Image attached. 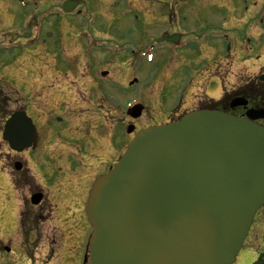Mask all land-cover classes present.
<instances>
[{"label":"rangeland","instance_id":"374dc122","mask_svg":"<svg viewBox=\"0 0 264 264\" xmlns=\"http://www.w3.org/2000/svg\"><path fill=\"white\" fill-rule=\"evenodd\" d=\"M14 9L12 14H18L19 11ZM33 9L30 6L27 11L35 12ZM41 11L39 8L37 12ZM165 13L166 6L155 0H104V5H92V9L85 11V19L67 16L66 19L62 17L57 24L58 20L55 18H46L39 46L49 44L48 33L53 34L57 41L59 38L55 49L56 57L52 53H44L47 49L50 50V45H43L44 55L42 54L44 61L48 58L45 55H49V64L52 65L53 61L58 64V73L46 67L47 63L43 64L36 85L31 86L30 93L26 95L19 89L18 76L21 75L18 70L23 74L25 67H32L30 55L33 52H28L36 51L37 47L20 49L10 54L0 49V100L4 102L6 97L10 100L9 104L4 103L5 107L0 112V136L5 119L10 112L21 107V102L16 100L23 96L31 100L33 111L36 113L33 116L42 134V146L37 153L24 152L23 155L11 153L0 137V246H7L12 250L9 255L0 248V264H62V256L72 257L70 262L73 264H82V250H76L75 261L72 256L74 250L71 247L74 245L70 243L79 239L71 236L80 235L73 234L72 230L88 226L86 217L81 215L82 204L88 183L97 175L99 169L94 164L90 167L88 161L84 163L85 166H80L77 159L82 161L81 158L70 157L71 151H75L72 150L69 137L77 138L85 134L86 137L91 136L87 145L89 150L94 148V137L99 138L101 142L96 150L102 147L107 158H114V152H121L131 137L126 134L127 125L133 123L135 129L151 125L156 119H160L173 103L176 104L179 98H176L174 92L179 85L159 86L161 79L157 75L162 71L164 61L170 59V52L158 48L153 52L154 60L150 64L134 62L135 57L131 59L132 51L137 52L152 42H157L158 33L162 28L169 27L173 30L172 33L198 31L194 27L196 25L191 23V17H183L181 10L175 12L181 15V18H173L171 22L163 20L165 18L162 15ZM168 22L172 26L162 24ZM10 23L13 24L8 22ZM3 30H0V48L8 46L6 42L10 40L9 34H12ZM224 31L232 42L233 33ZM82 33L100 43V49L91 51L90 57L84 56L78 47L77 39ZM234 34L233 42L242 46L240 37L244 36V33L240 31L238 35ZM216 42L221 45L220 41ZM92 43L94 44V41ZM154 44L156 47L159 45ZM261 45L264 47V44ZM252 46L255 51V43ZM249 52L246 50L249 55L241 54L240 59L259 55ZM252 62H236L228 69L239 76L238 81H245L247 77L256 75L259 70L257 64L251 67ZM103 70L108 71L104 78L100 76ZM134 76L139 79V83L129 88L128 83ZM135 99L143 100L142 104L146 108L142 116L133 121L126 116L125 109L126 103ZM57 115L62 123L55 124ZM59 131L63 137H60V144L57 146L53 142L54 138L50 136L52 132L55 134ZM52 152L55 158L61 154L64 161L52 162L49 157ZM66 159L74 163V166L67 165ZM17 161L22 164L20 172L14 170V163ZM100 173L103 174L104 171ZM37 189L42 190L44 199L41 205L34 207L30 204L29 196ZM21 212L24 223L27 221L26 216H29V220L32 219L30 226L35 230L25 239L29 246L28 256L34 255L32 261L23 259L21 241H24V236L21 238L18 228ZM257 215L248 240L253 243L256 234L261 235L252 246L245 242L238 255L264 250V208Z\"/></svg>","mask_w":264,"mask_h":264},{"label":"water","instance_id":"95a60500","mask_svg":"<svg viewBox=\"0 0 264 264\" xmlns=\"http://www.w3.org/2000/svg\"><path fill=\"white\" fill-rule=\"evenodd\" d=\"M25 115L3 126L15 152L37 142ZM93 184L90 264H232L264 204V128L219 111L190 113L136 133Z\"/></svg>","mask_w":264,"mask_h":264},{"label":"flooded vegetation","instance_id":"af4514ba","mask_svg":"<svg viewBox=\"0 0 264 264\" xmlns=\"http://www.w3.org/2000/svg\"><path fill=\"white\" fill-rule=\"evenodd\" d=\"M70 1L76 7V13L81 11H87L94 5H104V0H0V30L8 29L11 24L8 22H13L14 31L9 34V37L12 38L13 44H16L22 41V38H28V41L35 39L38 46V51L31 53L30 63L33 62L32 67H25V72L22 74L19 79V84L22 88L23 95L29 94L31 86L36 85L37 78L40 77V64L42 63V54L40 50L43 47V44L39 46L42 41V35H35L34 28L39 22V18H42L43 11L39 12V8H43L44 5H47L45 9L46 12L54 14V11L61 9L62 5ZM157 2H162L166 6V14L162 15L166 20L171 22L173 18L179 17L181 15L185 18L188 16L191 17V23H193L195 28L200 29L199 33L194 31H184L183 33L178 34V41L181 46H183L182 51H184V56L186 58L182 59L179 57V52L175 49V44L171 47L173 48V60L172 66L167 67L161 74L160 78L164 81L162 85H172V87L178 86L175 89L176 98L179 100L176 104L170 106L169 110L163 115L164 123L175 121L181 115L194 111L197 109H207V108H220V110L225 111L226 113L232 114L236 117H245V113L249 109H262L264 111V80L261 81L260 77L263 75L262 71L264 66L259 68V71L255 77H247V79L239 80L238 75L233 74L228 68L234 66L235 61L232 60L237 53H241V48H236V45L229 43V45L224 44V37L219 35V32H223L226 22L231 24L230 32L239 34L240 31L246 34H249V39L253 40L255 43L254 47L251 45L248 47L250 52H256L259 55H255V61L253 63L260 62L264 60V47H260L261 41L264 42V0H155ZM24 7V9L21 8ZM32 6L35 12H28L27 8ZM18 10L13 15L12 9ZM104 7V6H103ZM95 8V7H94ZM14 9V11H15ZM107 10V9H105ZM181 10V15L175 14L176 11ZM215 22V25L212 26V30L207 32L208 25L203 24V22ZM203 24V25H202ZM206 28V30H205ZM6 32V31H4ZM165 32V31H163ZM216 33L212 39L205 36V34ZM219 33V34H218ZM173 33H169V36H172ZM8 35V34H7ZM38 39H37V37ZM247 39V40H249ZM217 41L221 42V45ZM94 43L98 42L96 40ZM167 42V39L165 38ZM183 41V42H182ZM234 41V38H233ZM44 42V41H43ZM42 42V43H43ZM78 47L80 52L84 53L87 49L84 47V44L80 40H77ZM57 45V43L55 44ZM54 45V46H55ZM226 46V48H225ZM228 48V49H227ZM259 48V49H258ZM227 49V50H226ZM232 57V59L230 58ZM176 60V61H175ZM255 65V64H253ZM218 69V70H217ZM230 80L234 82H230ZM223 85V95L222 100L215 102L213 99L214 88L216 85ZM29 89V91L27 90ZM241 98L245 101V105L241 104H232V101L235 98ZM16 102H21V108L27 112L29 116H33L36 113L33 111L32 102L29 98L20 97ZM4 103L7 105L10 103V100L6 97L4 98ZM161 123V122H159ZM264 125V118L259 120L258 124ZM49 130V129H48ZM50 131V130H49ZM62 132H55L54 138L58 143L59 139L63 136ZM86 135V134H85ZM77 136L69 137L71 146L75 151H71V157H79L82 161L78 160L80 166L84 165L88 161L90 167L94 164L98 169V173L102 169H108L110 164L113 162V158H107L106 153L103 151L102 147L98 148L101 140L94 137V148L92 150L88 149V142L91 136ZM41 132L39 135V145L41 142ZM38 146V145H37ZM116 156L117 151L114 152ZM58 161L63 162L64 157L59 154ZM73 162V160H72ZM70 165L74 166V163L69 162ZM81 167L82 169L84 168ZM41 191V190H36ZM73 234L78 233L80 235H72L71 238L77 237L79 240H72L70 244H73L71 248L74 250V253L77 249L83 248L82 262L87 264L88 252L86 247V236L87 231L84 227L74 228L72 230ZM63 247V246H62ZM1 250H6L5 246H0ZM70 249V248H69ZM26 253V251H25ZM259 255L264 253H258ZM254 253L249 252L245 255H241L243 258L238 264H264L263 261L253 263L252 256ZM258 255V256H259ZM264 257V256H263ZM72 257H63L62 264H73L70 262ZM257 261V260H256ZM47 264V263H45Z\"/></svg>","mask_w":264,"mask_h":264}]
</instances>
